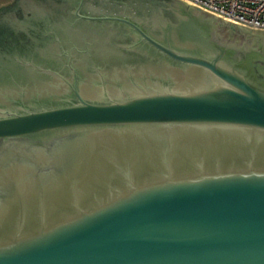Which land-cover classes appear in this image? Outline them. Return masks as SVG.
Segmentation results:
<instances>
[{"label": "water", "instance_id": "obj_1", "mask_svg": "<svg viewBox=\"0 0 264 264\" xmlns=\"http://www.w3.org/2000/svg\"><path fill=\"white\" fill-rule=\"evenodd\" d=\"M16 5L0 264H264V31L182 0Z\"/></svg>", "mask_w": 264, "mask_h": 264}, {"label": "built area", "instance_id": "obj_2", "mask_svg": "<svg viewBox=\"0 0 264 264\" xmlns=\"http://www.w3.org/2000/svg\"><path fill=\"white\" fill-rule=\"evenodd\" d=\"M226 21L264 31V0H182Z\"/></svg>", "mask_w": 264, "mask_h": 264}, {"label": "flooded vegetation", "instance_id": "obj_3", "mask_svg": "<svg viewBox=\"0 0 264 264\" xmlns=\"http://www.w3.org/2000/svg\"><path fill=\"white\" fill-rule=\"evenodd\" d=\"M13 7L18 8L16 0H0V22H3L9 15L13 14L17 19H21L23 17V13L19 10H15Z\"/></svg>", "mask_w": 264, "mask_h": 264}]
</instances>
